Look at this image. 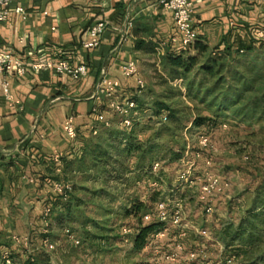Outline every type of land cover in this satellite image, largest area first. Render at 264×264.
<instances>
[{"label": "crops", "instance_id": "1", "mask_svg": "<svg viewBox=\"0 0 264 264\" xmlns=\"http://www.w3.org/2000/svg\"><path fill=\"white\" fill-rule=\"evenodd\" d=\"M17 5L25 18L14 11ZM9 10L0 21V49L24 62L55 57L64 49L73 64H86L87 74L71 80L47 69H29L11 78V100L0 87V249H14V237L43 227V209L52 208L57 196L52 178L61 167L54 157L70 160L79 154L84 139L100 127L92 109L111 117L110 99L96 93L102 79L117 83L112 99L121 102L137 88L121 65L133 62L141 79L143 63L157 67L158 55L177 47L171 15L156 0H18ZM190 18L197 40L234 47L253 30L264 29V0H194ZM98 21L106 23L99 46L83 49ZM136 41L153 50L137 49ZM69 117L76 140L62 131Z\"/></svg>", "mask_w": 264, "mask_h": 264}, {"label": "rangeland", "instance_id": "2", "mask_svg": "<svg viewBox=\"0 0 264 264\" xmlns=\"http://www.w3.org/2000/svg\"><path fill=\"white\" fill-rule=\"evenodd\" d=\"M191 45L188 51H191ZM260 51L239 53L243 56L234 57V79L235 73H242L245 80L246 75H264V46ZM142 65L140 73L143 87L139 91L132 88L129 96L137 100L139 109L138 115L133 118L137 131H140L135 133V137L142 140L151 138L156 142L158 149L153 154V160L159 162L162 171L156 172L150 186L147 183L150 174L147 175L146 169L130 174L121 170L118 176L113 172L110 177H101L97 181L75 179V187L78 188L76 194L84 198L87 204L85 212L96 223L85 227V220L81 217L60 227L51 220L47 239L52 249L39 245L41 233L45 230L44 225H41L40 230L28 231L17 237L19 242L15 243L12 250L14 258L21 262L22 254L43 250L48 264H173L166 263L163 255L174 252L175 244L178 243L182 250L174 264H264V209L256 213V221L263 223L252 234L251 241H247L248 234L239 235L236 231L264 173V104L252 117L235 114L234 117L220 120L218 126L224 123V127H195L191 124L193 117L209 116L215 109L210 104L213 93L202 95V89L213 80L209 79L197 92L195 85L198 79L195 78L194 85L187 90L186 81L167 80L154 62L147 61ZM232 67L229 68L230 72ZM156 104L165 105L164 109L172 114L165 119L166 111L156 116ZM109 127L114 131H124L118 115L112 116ZM97 129L98 133L102 132L101 126ZM204 134L209 146L199 150L197 136ZM169 152L175 155L170 158ZM194 153H198L197 158ZM205 158L210 161L208 167L203 164ZM134 160H129L126 166H132ZM114 168L120 171L121 167L116 164ZM177 171H188L197 179L204 173H210L227 185L223 196L214 201L212 214L205 216L202 212L196 200V187L187 188L179 182L176 183L178 186H173ZM98 190L100 192L92 193ZM134 196L151 211L158 201H173L170 206L177 203L181 208L182 223L186 226L185 236L174 241L171 237L175 231L170 229L167 236L155 241L148 237L140 251H132L133 231L135 226L143 225L141 218L144 214V210L134 217L123 214V206ZM152 219L155 220L153 216ZM233 229L234 244L227 248L225 243L230 244L228 239ZM64 230L71 231L68 234H73L72 238L78 245L66 238ZM84 231L95 238H86ZM232 246L234 256L231 253ZM188 252H201L204 257H196L189 262L185 259Z\"/></svg>", "mask_w": 264, "mask_h": 264}, {"label": "trees", "instance_id": "3", "mask_svg": "<svg viewBox=\"0 0 264 264\" xmlns=\"http://www.w3.org/2000/svg\"><path fill=\"white\" fill-rule=\"evenodd\" d=\"M255 31L256 29L251 32L252 36H248L244 43L234 47L231 43H223L222 45L216 44L209 47L206 43L197 40L195 37L194 41L191 43V49H189L191 51H188V46L184 48L167 47L164 49L163 53L158 55L157 65L160 71L166 75L167 80L181 79L186 81L185 87L187 90L194 85L193 82L195 78L198 79L195 85L197 92L201 91V87H203L209 79L213 80L209 86L202 89V95L209 96V94L213 93L210 96V104L213 105L215 109L209 116L193 117L191 119V124L193 126L216 128L224 124L222 123L218 126L220 120L234 117L235 114L244 117H252L254 113L261 109V106L264 104V75L257 76L254 74L250 77L246 75L247 79L245 80L242 78V73H235L237 79H234V67H232L234 66V57L238 55L243 56L239 53H261L260 50L264 46V41L255 37ZM135 47L147 51L153 50V46L150 47L143 41H136ZM231 67L232 69L230 72L229 68ZM202 97H200V99H202ZM129 98L134 101L136 110L139 111L137 100L134 97ZM164 106L163 104H156L154 112H156V116H159L161 112L166 111L164 116L165 119L172 114V112L164 109ZM111 110L109 112L111 117H105L109 122H111L112 116L117 115L113 109ZM118 118L120 124L121 117L118 115ZM133 121L134 119L128 127L122 126L124 131H114L113 128L109 126L105 127L99 123L102 132L98 133L96 128V133L94 134L92 129L91 136L84 139L82 142L78 155H74V158L70 160L64 157L61 158L60 171L56 177L52 178V181L70 183L71 191L68 193L65 200L61 196H56L52 208L49 209L50 221L46 228L47 233H41L39 239V245L41 247H43V240L50 235L51 220L60 227L66 222H74L81 217L85 220L83 222L85 223V227L88 224L96 223L89 218L85 212L87 204L84 198L76 194L78 188L75 187V179L86 178L88 180L97 181L101 177H110L113 175V172L114 175L118 176L121 170H123L122 172L124 173L127 172L130 174V172L137 173L138 171L146 169L147 175L150 174L147 183H149V186L152 184L151 181L155 175H152L150 170L152 164L157 162L153 160V154L158 149V145L151 138H145L143 140L136 138L135 133L140 131H137V124L133 123ZM173 155L175 154L169 152L170 158ZM132 158L135 159L133 165L130 167L126 166V163ZM116 164L121 167L119 168L120 171L114 168ZM162 168L163 167L159 164L157 173L161 172ZM116 179L117 177L114 176L115 181H117ZM176 183L178 182L175 181L173 186H176ZM97 192H100V190L93 191L92 193ZM262 209H264V173H262L260 181L254 190L249 209L245 211L237 225L236 231L239 232V235L248 234V242L251 241L252 234H255V231L259 229L260 225L263 223L256 221V213ZM143 210L144 214L142 217L152 214L151 208H147L136 196H134L132 200L127 201L126 205L123 206V214L131 217L136 216V214L141 213ZM161 228L162 224L153 219L143 222V225L135 226L132 236V251H140L145 246L148 237ZM68 233H71V231H68ZM84 233L88 239L95 238V236L88 231H84ZM65 236L68 239L66 233ZM228 240L230 244H227V242L225 243L227 248L229 245L234 244V229L231 230ZM12 250L14 249L8 246L0 249V261L2 253L8 251L14 264H48L47 260H45L46 256L43 250H37L33 254L28 255L26 254L27 252L22 254L20 257L22 258L21 262L14 258ZM231 253L234 256V246L231 248ZM262 258L264 261V255H262Z\"/></svg>", "mask_w": 264, "mask_h": 264}, {"label": "built area", "instance_id": "4", "mask_svg": "<svg viewBox=\"0 0 264 264\" xmlns=\"http://www.w3.org/2000/svg\"><path fill=\"white\" fill-rule=\"evenodd\" d=\"M17 1L18 0H0V21H3L8 17L10 12V4ZM193 2L194 0H156L157 5L168 11L171 15L173 25L175 27V37L172 39V42H175L177 47L184 48L189 46L196 37V33L191 26L190 18ZM14 11L20 14L23 18L26 17L24 9L19 5L15 7ZM125 26L129 27L130 22L127 21ZM105 27V21H98L94 23L89 30L88 38L82 42V48L94 49L98 47ZM255 37L264 41V29L256 30ZM70 59V52L63 49L60 50L55 57H45L41 60L24 62L18 58H15L10 51L0 49V87L5 98L7 100L12 99L10 91L11 78L21 77L29 69H47L57 75H66L71 80H78L85 76L87 74L86 64L82 62L73 64ZM120 68L125 76L133 78L138 89L137 91H139L143 87V83L136 74L135 64L133 62H127L121 65ZM116 86V82L104 78L102 79V84L98 86L96 93L102 94L103 96L110 99L109 106L117 115L121 117V126L128 127L133 118H136L138 115V111L136 110L134 101L129 97L123 99L121 102H116L114 99H112V95ZM92 112L95 114V120L98 123H101L105 127L110 126V122L105 118V115L97 109V107H94ZM224 126V124L221 125V127ZM62 131L71 140H75L77 137L72 119L70 117L63 121ZM93 133H96L95 128H93ZM196 143L199 150H205L209 146L208 138L204 135H198ZM194 157L197 158L198 153H194ZM54 162L58 166H61L58 156L54 157ZM203 164L208 167L210 165L209 159L205 158ZM158 167L159 163L154 162L151 166L150 173L155 175ZM176 181L185 185L187 188H197L196 200L200 204L201 210L205 216L212 214L214 201L217 198L223 196L227 187V185L222 180L210 173H204L199 179H197L190 175L188 171H177ZM52 189L57 196H61L65 200L68 193L71 191V185L68 182H54L52 184ZM172 202L173 201H158L154 204L152 214L144 215L142 217V221L147 222L153 216L158 223L162 224V228L160 230L152 233L149 236L150 240H160L164 236H167V232L170 229L175 231V235L171 237L174 241L176 239L180 240L185 236L184 230L186 226L182 223L183 220L181 217V208L175 202L174 205L170 206ZM49 218L50 210L49 208H44L42 212V220L44 222L45 230L43 233H47L46 228L50 220ZM65 233L68 235V239H71L73 243L78 244L77 241H74L72 235L68 234V231H65ZM13 242L17 243L19 242V239L14 237ZM43 246L47 249H52V245L47 238L43 240ZM181 250V245L178 243L175 244L174 252L164 254L163 260L166 263H177L178 254L181 252ZM196 257H204V255H201V252H188L185 256V259L191 262L194 261ZM0 264H14L9 256L8 251H4L2 253Z\"/></svg>", "mask_w": 264, "mask_h": 264}]
</instances>
